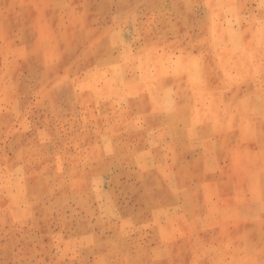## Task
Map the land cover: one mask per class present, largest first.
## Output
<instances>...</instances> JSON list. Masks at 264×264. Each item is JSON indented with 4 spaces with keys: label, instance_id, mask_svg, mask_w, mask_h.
Listing matches in <instances>:
<instances>
[{
    "label": "rangeland",
    "instance_id": "374dc122",
    "mask_svg": "<svg viewBox=\"0 0 264 264\" xmlns=\"http://www.w3.org/2000/svg\"><path fill=\"white\" fill-rule=\"evenodd\" d=\"M0 264H264V0H0Z\"/></svg>",
    "mask_w": 264,
    "mask_h": 264
}]
</instances>
